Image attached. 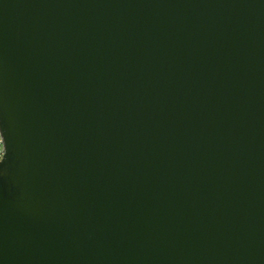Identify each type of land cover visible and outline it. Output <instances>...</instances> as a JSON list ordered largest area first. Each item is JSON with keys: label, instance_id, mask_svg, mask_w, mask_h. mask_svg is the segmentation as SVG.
Masks as SVG:
<instances>
[{"label": "water", "instance_id": "water-1", "mask_svg": "<svg viewBox=\"0 0 264 264\" xmlns=\"http://www.w3.org/2000/svg\"><path fill=\"white\" fill-rule=\"evenodd\" d=\"M0 264H264V0H0Z\"/></svg>", "mask_w": 264, "mask_h": 264}, {"label": "built area", "instance_id": "built-area-1", "mask_svg": "<svg viewBox=\"0 0 264 264\" xmlns=\"http://www.w3.org/2000/svg\"><path fill=\"white\" fill-rule=\"evenodd\" d=\"M5 155V141L0 128V161L3 159Z\"/></svg>", "mask_w": 264, "mask_h": 264}]
</instances>
